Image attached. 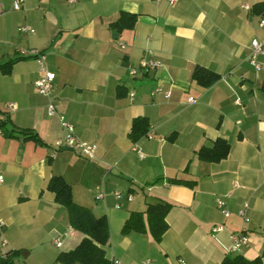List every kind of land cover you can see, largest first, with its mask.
<instances>
[{"label":"crops","instance_id":"obj_1","mask_svg":"<svg viewBox=\"0 0 264 264\" xmlns=\"http://www.w3.org/2000/svg\"><path fill=\"white\" fill-rule=\"evenodd\" d=\"M14 1L0 0V63L21 58L0 72V120L36 132L43 144L0 133V255L60 264L59 253L79 244L83 234L47 189L58 175L77 204L106 217L109 264H220L232 255L231 233L249 237L236 254L264 261V54L259 71L248 60L264 30L242 8L264 0H24L18 10ZM121 12L137 19L117 32L111 24ZM31 51L55 73L53 113L36 89L43 72ZM141 58L161 67L132 77ZM196 66L220 79L200 86L191 77ZM136 117L147 118L152 134L133 142ZM62 120L97 146L92 157L55 144L65 135ZM217 138L229 142L228 156L199 160L196 150ZM158 199L172 204L159 242L148 232L121 233L132 211ZM244 204L248 220L237 214Z\"/></svg>","mask_w":264,"mask_h":264},{"label":"trees","instance_id":"obj_2","mask_svg":"<svg viewBox=\"0 0 264 264\" xmlns=\"http://www.w3.org/2000/svg\"><path fill=\"white\" fill-rule=\"evenodd\" d=\"M252 16H264V2H258L250 7ZM136 15L121 12L118 19L111 24L117 32L131 29L136 22ZM21 58L10 59L3 64L0 63V72L9 74L13 64ZM193 80L202 87H209L220 79V76L206 68L196 66L191 74ZM9 119L0 120V133L7 138L23 137V140H32L43 144L36 132L28 129L16 128L9 125ZM149 128L145 117H136L132 120L128 133L130 141L136 142L144 136ZM230 152V144L223 138H217L210 147L201 146L196 150L197 158L208 163H218L225 159ZM156 182V181H154ZM168 182L191 186V182L180 179L169 178ZM47 189L54 194L55 202L65 208L70 226L83 234L79 244L70 251L60 252L57 262L60 264H109L105 256V247L109 245L110 233L105 216H95L88 208L77 204L72 197V189L61 176H52L47 184ZM172 204L164 200H156L147 203L144 211H132L125 220L121 233L129 232L149 233L159 242L168 228L166 215ZM15 254L0 255V264H15ZM220 264H264L261 257L248 260L239 254L226 255Z\"/></svg>","mask_w":264,"mask_h":264},{"label":"built area","instance_id":"obj_3","mask_svg":"<svg viewBox=\"0 0 264 264\" xmlns=\"http://www.w3.org/2000/svg\"><path fill=\"white\" fill-rule=\"evenodd\" d=\"M24 0H15L12 4V8L14 10H18L21 7V4L23 3ZM73 1V0H71ZM170 5H174L175 3H177L178 0H167ZM242 8L246 11H250V6L247 4H244L242 6ZM1 12V11H0ZM258 26L264 30V16H260L258 18ZM21 30H26L27 28H20ZM31 55L35 56L41 66V70L43 72V76H41L40 78H38L35 81V86L36 89L38 91V93L42 96H45L47 98H49L50 100V104H49V112L53 113L55 110L54 107V103L52 100V96H53V90H54V79H55V73L48 71L45 66H44V60L45 57L42 53L37 52V51H31L30 52ZM260 54H264V37H262V39L259 41L257 39H253L250 43V52H249V56H248V60L250 65L256 70L259 71L261 69V64L259 62V56ZM161 67V64L156 61L153 60L152 58H141V60L138 63L137 67L131 68L130 69V75L132 77H136L139 73H144V72H148L149 70L152 69H158ZM162 91V88L160 85L156 86V88H154V90L151 92V95H154L156 92H160ZM165 96L169 97L170 93L169 92H165ZM134 97V93L131 92L130 93V98L133 99ZM188 103H192L193 102V98L190 97L187 100ZM62 119V118H61ZM62 127L63 130L65 131V135L63 137H61L60 139L57 140V142L55 144H57L59 147L61 146H65L69 149H72L84 156L87 157H92V155H94L97 146L95 144H90L86 141L81 140L76 134H75V128L73 126V124H71L68 121L62 120ZM152 134L151 131H147V133L145 134L146 137H150ZM140 155V154H139ZM3 175L0 173V183L3 182ZM116 198H121V193L120 192H115L114 193ZM127 200L130 201L132 200V196L131 195H127L126 196ZM216 205L217 207L221 210L222 214L225 217H228L230 215L229 210L225 207V203L223 202V200H221L220 198H218L216 200ZM116 208L119 207L118 204L115 205ZM246 208H247V204H244L242 206V208H240L237 212V214L240 216V218L244 219V220H248V218H246ZM222 230L221 226H215V228H213V231H219ZM229 241L230 244L226 249V252L228 254H236L238 253L241 248L248 243L249 241V237L247 234L245 233H231L229 235ZM56 245H60V243L58 242V240L56 241ZM181 264H184V262H181Z\"/></svg>","mask_w":264,"mask_h":264},{"label":"water","instance_id":"obj_4","mask_svg":"<svg viewBox=\"0 0 264 264\" xmlns=\"http://www.w3.org/2000/svg\"><path fill=\"white\" fill-rule=\"evenodd\" d=\"M21 254L23 255L24 253H23V252H21Z\"/></svg>","mask_w":264,"mask_h":264}]
</instances>
